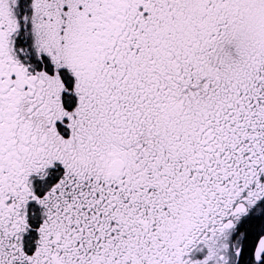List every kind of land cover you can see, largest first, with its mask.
<instances>
[{
    "label": "snow or ice",
    "instance_id": "snow-or-ice-1",
    "mask_svg": "<svg viewBox=\"0 0 264 264\" xmlns=\"http://www.w3.org/2000/svg\"><path fill=\"white\" fill-rule=\"evenodd\" d=\"M0 264H264V0H0Z\"/></svg>",
    "mask_w": 264,
    "mask_h": 264
}]
</instances>
